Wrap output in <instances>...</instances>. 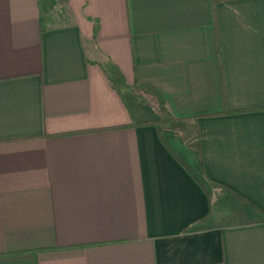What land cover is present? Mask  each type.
Segmentation results:
<instances>
[{"label": "crops", "instance_id": "obj_1", "mask_svg": "<svg viewBox=\"0 0 264 264\" xmlns=\"http://www.w3.org/2000/svg\"><path fill=\"white\" fill-rule=\"evenodd\" d=\"M0 264H264V0H0Z\"/></svg>", "mask_w": 264, "mask_h": 264}, {"label": "trees", "instance_id": "obj_2", "mask_svg": "<svg viewBox=\"0 0 264 264\" xmlns=\"http://www.w3.org/2000/svg\"><path fill=\"white\" fill-rule=\"evenodd\" d=\"M103 69L105 70L111 84L113 87L122 95L123 93L127 92V88H129L120 68L115 64L111 62H106L102 64ZM164 113V112H163ZM165 115L158 120H155V122H158V125L164 124L167 120L171 119L169 118L167 113H164ZM152 122V121H151ZM153 123V122H152ZM167 124V123H165Z\"/></svg>", "mask_w": 264, "mask_h": 264}, {"label": "rangeland", "instance_id": "obj_3", "mask_svg": "<svg viewBox=\"0 0 264 264\" xmlns=\"http://www.w3.org/2000/svg\"><path fill=\"white\" fill-rule=\"evenodd\" d=\"M146 102V101H145ZM176 138H178L179 137V134H176V136H175ZM180 150V149H179Z\"/></svg>", "mask_w": 264, "mask_h": 264}]
</instances>
